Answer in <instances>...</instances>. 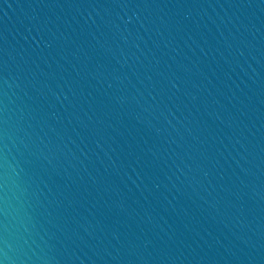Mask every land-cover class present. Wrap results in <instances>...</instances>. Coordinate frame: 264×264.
<instances>
[{"label":"water","instance_id":"95a60500","mask_svg":"<svg viewBox=\"0 0 264 264\" xmlns=\"http://www.w3.org/2000/svg\"><path fill=\"white\" fill-rule=\"evenodd\" d=\"M0 264H264V0H0Z\"/></svg>","mask_w":264,"mask_h":264}]
</instances>
